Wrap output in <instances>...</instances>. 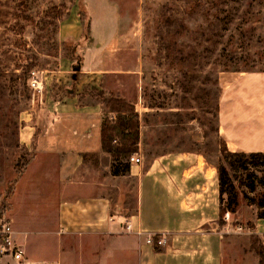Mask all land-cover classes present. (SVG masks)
<instances>
[{
    "label": "rangeland",
    "instance_id": "rangeland-1",
    "mask_svg": "<svg viewBox=\"0 0 264 264\" xmlns=\"http://www.w3.org/2000/svg\"><path fill=\"white\" fill-rule=\"evenodd\" d=\"M60 28L80 39L85 29L87 37L71 50ZM77 66L108 74L82 97L103 104V120L115 122L109 98L134 109L145 160L187 150L225 166L224 206L233 198L235 213L225 212L217 227L222 264H260L250 244L257 240L264 252V219L257 218L264 211V165L230 167L220 154L225 144L217 123L222 86L239 74L264 72V0H0V223L14 230L15 218L21 227L42 229L43 219L24 212L42 216L55 198L39 174L27 181L32 167L22 177L36 155L18 136L37 121L39 130L53 123L60 99L74 94ZM240 108L233 103L228 115Z\"/></svg>",
    "mask_w": 264,
    "mask_h": 264
},
{
    "label": "crops",
    "instance_id": "crops-1",
    "mask_svg": "<svg viewBox=\"0 0 264 264\" xmlns=\"http://www.w3.org/2000/svg\"><path fill=\"white\" fill-rule=\"evenodd\" d=\"M59 32L61 42L79 38L67 29ZM75 68L71 80L81 72ZM104 75L82 67L74 94L69 90L60 99L53 123L39 130L37 121L19 134L20 146L36 155L22 177L32 167L27 181L39 174L55 198L42 216L24 212L43 219L42 229L21 227L15 218L16 241L36 264H222L216 163L187 150L155 152L145 160L140 140L139 165L125 161L128 171L112 175V159L100 141L103 104L82 99L83 90L97 89ZM236 80L247 82L231 89ZM221 90L217 134L226 150L264 154V72L239 74ZM233 103L241 108L232 116ZM149 234L166 244H146Z\"/></svg>",
    "mask_w": 264,
    "mask_h": 264
},
{
    "label": "trees",
    "instance_id": "trees-1",
    "mask_svg": "<svg viewBox=\"0 0 264 264\" xmlns=\"http://www.w3.org/2000/svg\"><path fill=\"white\" fill-rule=\"evenodd\" d=\"M88 31V30H87ZM87 37L85 29L81 34V39L70 42L71 50L80 47L79 41ZM67 41V40H66ZM66 41L62 42L64 45ZM76 80V79H75ZM105 105L109 113L115 114V122L108 121L105 119L101 124V148L102 151L108 154L112 159V175L124 174L128 171V166L124 165L125 161L135 153L138 152V124L137 118L134 113V109L127 105L123 100L109 98L105 101ZM222 159L228 162L230 167L239 166L242 170L247 171L248 165L250 164L254 168H260L264 165V154L263 153H230L222 146L220 150ZM237 164V165H236ZM216 171L218 178V191H219V216L218 224L220 225L224 221L223 214L225 212L235 213V209L231 208L234 203L228 196V202L224 206L223 194L224 186L227 181L225 177L227 175L226 168L221 163H216ZM16 180L14 181V185ZM231 189L232 187L229 186ZM254 185L249 184V189L254 190ZM12 193V192H11ZM8 196L10 193L7 194ZM261 206H264L261 204ZM260 220L264 219V211L257 217ZM257 241V240H256ZM251 240V249L257 254L260 264H264V252L262 246L258 242Z\"/></svg>",
    "mask_w": 264,
    "mask_h": 264
},
{
    "label": "built area",
    "instance_id": "built-area-1",
    "mask_svg": "<svg viewBox=\"0 0 264 264\" xmlns=\"http://www.w3.org/2000/svg\"><path fill=\"white\" fill-rule=\"evenodd\" d=\"M129 163L134 165H139L141 159L136 154H133L129 159ZM225 221L229 218V214L226 213ZM261 228L264 230V220L261 223ZM129 230V226L125 227ZM237 231L240 230L236 227ZM258 230V229H257ZM140 234V233H139ZM12 225L10 222L0 223V264L5 262H14L16 264H36L31 263L26 255V250L24 246L18 243L15 239ZM145 243L156 248L162 247L166 244L164 238H160L157 235L149 234L145 238ZM38 264V263H37Z\"/></svg>",
    "mask_w": 264,
    "mask_h": 264
},
{
    "label": "bare ground",
    "instance_id": "bare-ground-1",
    "mask_svg": "<svg viewBox=\"0 0 264 264\" xmlns=\"http://www.w3.org/2000/svg\"><path fill=\"white\" fill-rule=\"evenodd\" d=\"M35 86H36V88H39L40 87V84L37 83V84H35Z\"/></svg>",
    "mask_w": 264,
    "mask_h": 264
},
{
    "label": "water",
    "instance_id": "water-1",
    "mask_svg": "<svg viewBox=\"0 0 264 264\" xmlns=\"http://www.w3.org/2000/svg\"><path fill=\"white\" fill-rule=\"evenodd\" d=\"M75 71H78V68H75Z\"/></svg>",
    "mask_w": 264,
    "mask_h": 264
}]
</instances>
